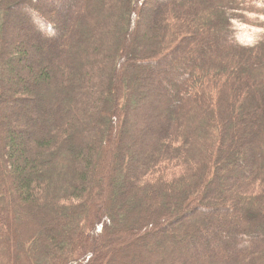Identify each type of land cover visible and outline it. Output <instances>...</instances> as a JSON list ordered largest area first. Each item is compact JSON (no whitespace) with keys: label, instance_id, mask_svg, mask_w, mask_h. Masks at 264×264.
I'll use <instances>...</instances> for the list:
<instances>
[{"label":"trees","instance_id":"trees-1","mask_svg":"<svg viewBox=\"0 0 264 264\" xmlns=\"http://www.w3.org/2000/svg\"><path fill=\"white\" fill-rule=\"evenodd\" d=\"M0 264H264V0H0Z\"/></svg>","mask_w":264,"mask_h":264},{"label":"rangeland","instance_id":"rangeland-1","mask_svg":"<svg viewBox=\"0 0 264 264\" xmlns=\"http://www.w3.org/2000/svg\"><path fill=\"white\" fill-rule=\"evenodd\" d=\"M21 12L22 11H18V12H16V13H13V14H11L12 15V20H13V31L15 32V33H18L19 32V30H20V25H22V24H25L24 26H26V28L28 27H30V28H32L33 26H32V24L30 23V22H27V21H24L25 19H24V16H20L21 15ZM27 15H28V17H29V14L26 12V11H24ZM30 13H32V11H30ZM32 21L34 22V20L32 19ZM19 28V29H18ZM32 31V30H31ZM20 34V33H19Z\"/></svg>","mask_w":264,"mask_h":264}]
</instances>
